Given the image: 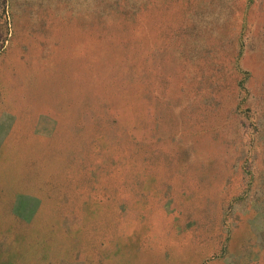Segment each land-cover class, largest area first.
<instances>
[{
	"label": "rangeland",
	"instance_id": "rangeland-1",
	"mask_svg": "<svg viewBox=\"0 0 264 264\" xmlns=\"http://www.w3.org/2000/svg\"><path fill=\"white\" fill-rule=\"evenodd\" d=\"M0 264H264V0H0Z\"/></svg>",
	"mask_w": 264,
	"mask_h": 264
},
{
	"label": "crops",
	"instance_id": "crops-1",
	"mask_svg": "<svg viewBox=\"0 0 264 264\" xmlns=\"http://www.w3.org/2000/svg\"><path fill=\"white\" fill-rule=\"evenodd\" d=\"M80 125H81V122H79V130H80ZM15 130H18L19 132H24V130H35V129L34 128L28 129L27 126L19 123L18 126L15 127ZM69 131H71V130H69ZM73 132H74V136L76 137V132L78 134V123L77 122H75V124H74Z\"/></svg>",
	"mask_w": 264,
	"mask_h": 264
}]
</instances>
